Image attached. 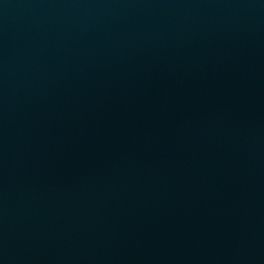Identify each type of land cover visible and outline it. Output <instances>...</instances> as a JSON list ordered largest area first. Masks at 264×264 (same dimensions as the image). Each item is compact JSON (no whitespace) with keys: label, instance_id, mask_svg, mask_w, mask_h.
<instances>
[{"label":"water","instance_id":"obj_1","mask_svg":"<svg viewBox=\"0 0 264 264\" xmlns=\"http://www.w3.org/2000/svg\"><path fill=\"white\" fill-rule=\"evenodd\" d=\"M0 264H264V0H0Z\"/></svg>","mask_w":264,"mask_h":264}]
</instances>
